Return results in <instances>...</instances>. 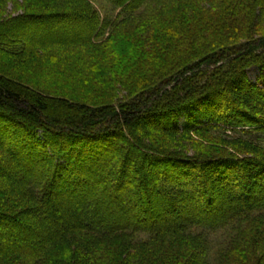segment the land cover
Segmentation results:
<instances>
[{
    "label": "trees",
    "instance_id": "16d2710c",
    "mask_svg": "<svg viewBox=\"0 0 264 264\" xmlns=\"http://www.w3.org/2000/svg\"><path fill=\"white\" fill-rule=\"evenodd\" d=\"M106 1L0 0V264H264V0Z\"/></svg>",
    "mask_w": 264,
    "mask_h": 264
},
{
    "label": "rangeland",
    "instance_id": "374dc122",
    "mask_svg": "<svg viewBox=\"0 0 264 264\" xmlns=\"http://www.w3.org/2000/svg\"><path fill=\"white\" fill-rule=\"evenodd\" d=\"M92 1L94 3L95 7L100 12V15L102 17H104L105 14L114 15V11L112 9H110L111 7L109 6V4L107 3L106 0H92ZM7 10L11 14H13V13L16 14V13H20L21 12V9H19V8L18 9H15L14 11H12L11 5H9L7 7ZM63 23H64L63 21L56 22L54 24L56 30L59 29L63 25ZM78 27L85 28V26H83V25H81V26L78 25ZM43 33H46L44 29L38 30V32L35 33V37H37L39 39ZM53 36H56V35H53ZM25 73H27L28 75L31 74L28 71L25 72ZM259 73L260 72L258 71L257 68H250L249 71H248V76H249V78L251 80H255L256 77L259 75ZM34 76H35V78H34V82L33 83L36 82L35 84H38L40 87L50 88L53 92H57L56 90L60 91L61 90V87H65L67 90H69V92H72V93H74L75 91L77 93L78 90H79L80 83H73V84L76 85L75 86V85L71 84L68 81L64 83V82L60 81L59 79L53 80L51 78V76H45V77L44 76L37 77V75H34ZM96 180H97V178H93L92 179V183L95 184ZM49 197L52 198V199H57L58 200V203L60 204V206L62 208H64V209L68 208L69 206H71V207L73 206L72 201L70 199H67V198L59 199L55 195H52V194ZM45 233H47V232L41 231V232H39L38 236L41 238ZM15 234L17 235L16 232H11L9 234V236L10 235H15ZM34 236L35 235L32 233L31 234V237H34ZM209 256H212L214 258L213 251H210L209 252Z\"/></svg>",
    "mask_w": 264,
    "mask_h": 264
}]
</instances>
